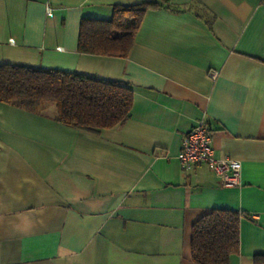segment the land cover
<instances>
[{
  "label": "crops",
  "instance_id": "1",
  "mask_svg": "<svg viewBox=\"0 0 264 264\" xmlns=\"http://www.w3.org/2000/svg\"><path fill=\"white\" fill-rule=\"evenodd\" d=\"M139 1L0 0V63L132 90L128 118L96 132L52 102L0 101V264H195L192 225L212 208L240 212L229 264H264V0H171L182 10H147L126 56L78 51L82 18ZM199 120L215 156L240 161L238 185L181 169Z\"/></svg>",
  "mask_w": 264,
  "mask_h": 264
},
{
  "label": "trees",
  "instance_id": "2",
  "mask_svg": "<svg viewBox=\"0 0 264 264\" xmlns=\"http://www.w3.org/2000/svg\"><path fill=\"white\" fill-rule=\"evenodd\" d=\"M172 10L171 0L115 4L110 19L82 18L78 51L126 56L145 12ZM131 87L122 81L58 69L0 63V101L36 112L44 102L56 107L54 119L67 126L99 131L129 116ZM240 212L212 208L192 225L191 259L195 264H229L238 252ZM257 257V256H256ZM259 263V262H258Z\"/></svg>",
  "mask_w": 264,
  "mask_h": 264
},
{
  "label": "built area",
  "instance_id": "3",
  "mask_svg": "<svg viewBox=\"0 0 264 264\" xmlns=\"http://www.w3.org/2000/svg\"><path fill=\"white\" fill-rule=\"evenodd\" d=\"M46 9L47 12L51 11L48 6ZM216 74L215 71L210 72L212 77ZM211 138L212 130L203 120H199L183 135L179 152L181 169L187 171L198 164L205 163L210 170L221 177L222 186L238 185L240 183V161L228 157H216Z\"/></svg>",
  "mask_w": 264,
  "mask_h": 264
},
{
  "label": "rangeland",
  "instance_id": "4",
  "mask_svg": "<svg viewBox=\"0 0 264 264\" xmlns=\"http://www.w3.org/2000/svg\"><path fill=\"white\" fill-rule=\"evenodd\" d=\"M51 103V102H50Z\"/></svg>",
  "mask_w": 264,
  "mask_h": 264
}]
</instances>
